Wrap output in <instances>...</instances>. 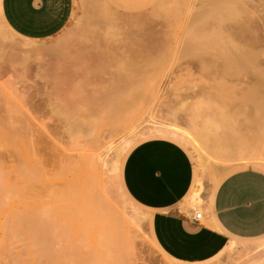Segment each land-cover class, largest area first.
Listing matches in <instances>:
<instances>
[{"label": "rangeland", "instance_id": "374dc122", "mask_svg": "<svg viewBox=\"0 0 264 264\" xmlns=\"http://www.w3.org/2000/svg\"><path fill=\"white\" fill-rule=\"evenodd\" d=\"M217 1L71 0L70 16L62 29L50 37L38 39L21 35L9 27L2 19L0 6V117H3L1 120L11 118L12 120H9L12 122L8 119L5 122L10 123L7 127L12 126L13 123L14 129H17V126L21 127L22 122H30V125L23 124L33 128V133H36L35 138L38 136L43 140L41 143L43 150L40 151L39 156L41 167L34 166L33 168H37L36 171L32 167L23 170L28 171L27 174H29L25 186L29 189L27 198L17 192L21 190L25 192L24 181L17 178L20 174L16 175V171L8 173L9 186L8 184L5 186V180L3 181L0 172V214H5L0 215V221L5 222L6 217H9L7 215L9 205L11 201L16 200L17 206L14 204L12 207L17 208L20 204L21 206L17 208L18 212L26 213L30 222L37 216H41L47 222L46 235H42L40 239L36 238L38 235L34 231L33 227L36 226L32 224L33 222L31 225L24 224V219L23 223L20 221L22 224H19L16 230L12 228L13 230L6 236L8 241L5 239V246L0 251L1 264H70L69 261L74 260L71 252L75 246L80 247L81 249H78L83 254L80 264H97L98 260L102 264H250L255 257L258 259L257 257L263 255L261 253L264 251V238L249 240L232 238L227 246L212 258L193 260L177 257L176 259L162 248L153 233V212L135 203L130 204L124 198L122 188L117 189L116 181H119L118 178L122 176V166L129 150L141 141L159 138L144 137L140 140L136 138L135 142H132L131 135L133 133V135L137 133V136L144 135L148 132L147 129L153 127L152 125L161 126L162 124L164 126L172 124L179 129L186 128L185 131H188L189 127L193 126L190 121H192L194 107L201 109L197 110L200 112L199 126L203 121L211 118L217 119L221 116L225 119L235 118L233 116L240 111L237 113L239 118L235 119L237 121L239 119L242 123L240 126L234 124L237 127L235 130L237 135L242 133L243 136L248 135V139L246 137L241 139L243 136L240 138L245 140L244 144L247 143L244 146L246 149L248 147L246 152L249 154L244 152L243 156H239L241 162L215 159L210 154L205 155L208 156L207 158L204 156L206 160L211 158L208 162L218 169L215 177L207 173L204 175L199 166L196 151L183 146L192 162L194 161L193 165L195 163L197 179H200L202 187L205 186L202 189H204L203 203L206 206V212H209L208 204L212 189L225 173L240 167L264 170V163H262L264 162L262 161L264 160V129L262 127L263 130H260L256 126L244 127V125L247 126L244 114H250L252 111L245 101L257 82H259L257 85L259 93H256L258 96L256 95L254 104H257L260 99L262 102L257 105L264 106V0H219L218 3ZM208 6L210 10H215L217 17L223 16L222 20L225 19L221 34L225 39L230 36L229 45L215 46L212 49L202 45L192 46V28L198 25L200 15L204 9H209ZM253 20L256 22V27L252 30L257 39L254 48L259 52V61L262 64L258 72L262 69V75H259L260 78H255L260 81L255 83V79L253 80L252 86L248 83L249 80H247L248 84L246 83L247 78L244 77L245 81L226 78L222 76V71L224 64L233 57L231 56L233 52L240 47L245 49L247 44H250V38L245 37L244 34L246 35L247 29H251ZM206 27L209 28L208 25ZM219 31L215 25L212 29L206 30V34L212 35L213 32L216 34ZM12 46L15 56H12L9 51ZM227 47L230 48V53ZM42 49L44 55L41 54ZM33 52H36V55ZM216 52H222L221 56L219 53V57L215 55ZM211 54L215 58H211L209 56ZM106 99L107 101L114 99L115 102L112 105V102H107ZM116 99H119L120 103ZM42 100H44L43 103ZM48 102L58 114L52 112L53 107L47 106ZM126 102L136 104L131 109L133 111L123 112L126 115H121L122 120L118 121L113 131L100 129L96 122V113L121 109ZM34 104H38V108L42 109L38 111ZM241 109H244L243 112ZM234 110L236 111L233 112ZM135 115L138 116L135 117ZM253 116L259 117L257 114ZM13 120L20 124L15 125ZM161 122L164 123L161 124ZM3 125H5L4 121ZM3 125L2 128L5 130ZM190 130L189 133L192 131ZM98 136L100 138H97V142L101 143L98 154L101 155L102 160L98 163V171L101 176L99 179L97 177L98 180L92 181L87 173L88 165L85 160L88 161L91 144ZM41 139L39 142H42ZM124 142L126 143L123 149L127 143L131 145L126 152H123L124 159L120 160L121 151H124L121 145ZM109 143H113L110 148L107 147ZM52 147L58 149L55 150L57 155L60 154V158L57 159L53 152L54 159L57 161L49 155L53 151L50 149ZM117 150L121 155L120 158L116 155ZM47 157L53 160L49 158V162ZM117 160L121 161L120 168L117 167L119 175L115 171ZM259 161L261 163H257ZM20 162V160L7 162L6 165L14 166ZM2 172L5 173L4 170ZM101 179L104 180L105 188L103 189L111 203L103 194ZM9 195L11 196L8 197ZM102 198L108 203H105ZM65 199H69L70 203ZM122 199H125L126 204ZM21 202H27V208ZM67 203L73 207L74 218L70 216L72 210H66V206L69 207ZM5 204H7L6 207ZM187 204L191 207L188 202ZM178 206L179 203L166 209L167 215L180 217L177 213ZM12 207L9 210H12L11 214L15 210ZM107 209L112 212L109 213ZM179 212L183 213L181 210ZM97 214L100 217H97ZM4 216H6L5 219H3ZM20 216L23 217L25 214ZM184 219L188 220L189 217ZM116 220L125 221L128 227L122 231L120 224L119 226L115 224ZM10 222L7 220V225L10 226ZM189 226H192L190 229H194L193 225L189 224ZM74 229L77 230V235ZM2 234L0 233L1 236ZM123 235L126 236L123 237ZM81 240H83L82 243Z\"/></svg>", "mask_w": 264, "mask_h": 264}, {"label": "crops", "instance_id": "0c3cea01", "mask_svg": "<svg viewBox=\"0 0 264 264\" xmlns=\"http://www.w3.org/2000/svg\"><path fill=\"white\" fill-rule=\"evenodd\" d=\"M0 6L9 27L38 39L62 29L71 0H0ZM147 137L159 138L146 139L129 150L119 184L131 203L153 212V233L170 256L212 258L232 238H264V170L240 167L225 173L212 189L208 222L196 221L187 206L199 183L195 163L183 146L190 147L163 134ZM177 203L180 217H170L166 209Z\"/></svg>", "mask_w": 264, "mask_h": 264}, {"label": "bare ground", "instance_id": "6f19581e", "mask_svg": "<svg viewBox=\"0 0 264 264\" xmlns=\"http://www.w3.org/2000/svg\"><path fill=\"white\" fill-rule=\"evenodd\" d=\"M88 1V0H87ZM215 1V0H214ZM217 1V0H216ZM221 1V0H220ZM237 1V0H236ZM252 1V0H251ZM90 2V1H89ZM212 2V1H211ZM219 2V0L217 1V3ZM232 2V1H231ZM220 4V3H219ZM176 5V4H175ZM226 5V4H225ZM251 5V4H250ZM178 6V5H177ZM220 6H222V5H220ZM209 7V9H204V11H203V13L200 15V18L198 19V25H195L193 28H192V36H193V42H192V46H200V45H202V46H205V47H208V48H210V49H212L213 47H215V46H217V47H223L224 45L226 46V44H228L229 45V42H230V36H228L229 38H223L222 36V34H221V32H222V27H224V26H222L224 23H225V19L224 20H222L223 19V16L221 17H217L218 15H216L217 13H215V10H210V6H208ZM233 8V7H232ZM221 9V8H220ZM224 8H222V10H223ZM231 9V8H230ZM224 11V10H223ZM175 12V11H174ZM219 15H220V13H219ZM222 15V14H221ZM228 15H226V17H227ZM229 18V17H228ZM214 19H218L217 21L216 20H214ZM213 21H214V24H213ZM255 20H253L252 21V26H251V29L249 30V29H247V31H246V35L244 34V36L245 37H249L250 39V44H247V43H245V44H247V47H245V49L244 48H242V47H240V49H238V50H236L235 52H233V54H231V56H233L232 58H230L225 64H224V67H223V71H222V76H224V77H226V78H233V79H235V80H238V81H245L246 80V83L248 82L247 80H249V82L248 83H250V85H252V82H253V80L257 77H259V75L261 76L262 75V69H260L259 71L260 72H258V69L260 68V64H262V63H260V61H259V52L258 51H256V49L254 48V47H256L255 46V43H256V40L257 39H255V32L252 30L253 28H255L256 27V22H254ZM129 22V21H128ZM221 22V23H220ZM131 23V22H130ZM223 23V24H222ZM124 24V23H123ZM138 25V24H137ZM208 25V27L209 28H207L206 26ZM215 25H216V27L220 30L219 32H216V34H215V32H213L212 33V35H207L206 34V30H210V29H212V27H215ZM218 31V30H217ZM261 33V32H260ZM247 34H248V36H247ZM264 35V34H263ZM1 39V38H0ZM3 39V38H2ZM225 41H224V40ZM259 40V39H258ZM225 42H227V43H225ZM260 42V41H259ZM259 42H258V44H259ZM25 45V44H24ZM59 45V44H58ZM251 45V47H249ZM254 45V46H253ZM38 47V46H37ZM43 47V46H42ZM45 48H47V47H45ZM57 47H55V49H56ZM228 49V52L230 53V48L229 47H227ZM252 48H254V49H252ZM41 49V48H40ZM39 49V50H40ZM60 49V48H59ZM14 48H13V46L10 48V54H12V56L14 55ZM35 50V49H34ZM38 50V49H37ZM47 51H48V49H46ZM28 51H30V50H28ZM43 49H42V52L41 51H39V52H41V54L43 53ZM23 52H24V50H23ZM34 53V52H33ZM33 53H31L30 55H31V57H33L34 55H36L35 53H34V55L32 56V54ZM219 53V55L221 56V54H222V52L220 53V52H218ZM218 53L216 52L215 53V55H217L218 57H219V55H218ZM232 53V52H231ZM17 54V53H16ZM19 54V53H18ZM21 54H23V53H21ZM37 54H38V52H37ZM208 54V53H207ZM228 54V53H227ZM20 55V54H19ZM38 55H40V54H38ZM37 55V56H38ZM43 55H44V53H43ZM42 55V56H43ZM261 55V54H260ZM11 56V55H10ZM15 56V55H14ZM26 56V55H25ZM41 56V55H40ZM40 56H38V57H40ZM208 56V55H207ZM209 56H211V58H215L214 57V55H209ZM37 57V58H38ZM27 58V57H26ZM28 59V58H27ZM30 59H34V58H30ZM25 61V60H24ZM41 63H42V61H40ZM262 62V61H261ZM39 65V64H38ZM254 70H256V71H254ZM254 72V73H253ZM255 72L258 74H255ZM263 73H264V70H263ZM247 74H249V76H246ZM264 75V74H263ZM244 77L245 78H247V79H245L244 80ZM256 78V79H257ZM260 78V77H259ZM255 79V83L259 80H256ZM260 81V80H259ZM261 82H263V81H261ZM247 83V84H248ZM258 83V84H257ZM256 83V85H252L254 88H252V90L250 91V93H249V98L245 101V104L247 105V107L249 106V107H251L252 109V111L251 112H253L254 111V113H252L251 114V112H250V114H244L245 115V120H246V123H247V126H245L244 125V127L245 128H247L248 126L249 127H252V126H256V127H258V128H260V130H263L264 129V106H262V104L261 105H257L259 102H260V99H259V102L256 104H254V101H256V93H259V86H257V85H259V82H257ZM221 84V83H220ZM225 84V83H224ZM223 85V84H222ZM224 86V85H223ZM222 87V86H221ZM221 87H219L220 89H221ZM225 88H226V86H224ZM261 88H262V85L260 86ZM223 88V87H222ZM227 88H228V86H227ZM75 90V89H74ZM218 90V89H217ZM226 90H228V89H226ZM144 92V91H143ZM262 92V91H261ZM116 94V93H115ZM142 94H144V93H142ZM139 95V94H138ZM260 95V94H259ZM258 96V95H257ZM116 98L118 97V96H115ZM115 97H114V99H115ZM141 97H142V95H141ZM140 97V98H141ZM148 97V96H147ZM94 98V97H93ZM110 98H112V96L110 97ZM124 98V97H123ZM143 98H144V96H143ZM259 98V97H258ZM95 99V98H94ZM113 99V100H114ZM146 99V98H145ZM41 100V99H40ZM92 100V99H91ZM100 100V99H99ZM98 100V101H99ZM111 101V99L109 100V101H107V99H106V101L107 102H112V105H113V102H115V100L114 101ZM117 101L119 100V99H116ZM122 100V99H121ZM132 100H133V98H132ZM43 101L44 100H42V103H43ZM117 101H116V103H117ZM120 101V100H119ZM118 101V102H119ZM128 101V100H127ZM257 101H258V99H257ZM38 102V101H37ZM41 102V101H40ZM91 102H93V101H91ZM95 102V101H94ZM105 102V101H104ZM262 102V101H261ZM260 102V103H261ZM39 103V102H38ZM97 103V102H96ZM99 103V102H98ZM115 103V104H116ZM120 103V102H119ZM122 103V102H121ZM48 104H49V102H48ZM47 104V106H52L51 104H49L48 105ZM93 104H95V103H93ZM103 104V103H102ZM200 104V103H199ZM204 104H206V103H204ZM243 104H244V102H243ZM36 107H37V110L39 109L38 108V104L36 105V104H34ZM104 105V104H103ZM135 105L136 104H134V105H132V104H130L129 102L127 103H125V104H123L120 108L121 109H116V110H110V111H101V112H99V113H96L97 114V118H96V122H97V124H98V126L100 127V129L102 128V130L103 131H113L114 129H115V126L117 125V123H118V121H120V119L122 118V116H124V115H126L125 113H123V112H131V111H133V110H131L133 107H135ZM95 106H96V104H95ZM199 106H201V105H199ZM40 107V106H39ZM53 107V106H52ZM97 108H98V106H96ZM110 107V106H109ZM118 108H119V106H117ZM198 107V106H197ZM202 107V106H201ZM206 107V106H205ZM212 107V106H211ZM242 107V106H241ZM243 107H244V105H243ZM96 108V109H97ZM103 108V107H102ZM107 108V107H106ZM199 108V107H198ZM198 108H196V107H194V109H193V113H192V121H190V123L193 125V126H191V127H189V130L191 131L190 133L188 132V131H185L186 130V128H185V130H183V129H179L178 128V126L176 127V126H172V124H170V125H166L165 124V126H164V124H162V123H164V122H161V126L160 125H158V126H155V125H152V124H149L150 126L152 125L153 127H150L149 129H147V133L146 134H144V132L142 133V134H144V135H140L139 134V136H137L138 134L137 133H135V135H131V136H135V138H131V139H133L132 140V142H135L134 141V139H136V138H138L139 140H140V138H144V137H147V136H150V135H156V134H163V135H167V136H171V137H173V138H176V139H178V140H180V141H182L183 143H185L187 146H189L191 149H194L195 151H196V153L198 154V160H199V166H201V169L203 170V172H204V175L207 173V174H209V175H212L213 177H215L214 175H216V172H217V168H215V167H213V165H211L209 162H208V160L209 159H211V158H209L208 160H206V158L208 157H206L205 155H207V154H210V156L211 157H214L215 159H219V160H228L227 162H231L230 161V159L232 160V162H234V160L236 161V162H238V161H240L241 162V160H239V158H241V157H239V156H243L244 155V152H245V154H248V152H246V150L248 149V147H247V149H246V147L244 146V145H247V143L246 144H244L245 143V140H240V138L243 136V133L242 134H239V135H237V130H235L237 127L234 125V124H238V126H240V124L242 123L239 119H238V121H240V122H238L237 121V119H235V118H237L238 117V115H237V113H239V112H236V115L235 116H233V117H235V118H232V117H230V118H226L225 119V117L224 116H221V117H219V118H211L210 120L208 119L207 121H203V123H202V125L201 126H199V124H198V115H199V113L200 112H197V110H198ZM203 108V107H202ZM245 108H246V106H245ZM36 109V108H35ZM40 109H42V108H40ZM40 109L38 110V111H40ZM99 109V108H98ZM104 109V108H103ZM109 109V108H108ZM102 110V109H101ZM134 110H135V108H134ZM201 109H199L198 111H200ZM203 110V109H202ZM243 110L244 109H241V111L243 112ZM246 110H248V108H246ZM250 110V109H249ZM36 111V110H35ZM139 111H140V108H139ZM236 110H234L233 112H235ZM52 112L53 113H55L56 111H55V108L53 107V110H52ZM96 112V111H95ZM241 112V113H242ZM247 112V111H246ZM57 113V112H56ZM128 113V114H129ZM134 112H132V114H133ZM136 113H137V111H136ZM136 113H134V114H136ZM140 113V112H139ZM139 113H138V115H139ZM208 113V112H207ZM211 113V112H210ZM218 113V112H217ZM230 113V112H229ZM249 113V112H248ZM58 114V113H57ZM123 114V115H122ZM194 114V115H193ZM255 114H257L259 117L257 118V117H255V116H253V115H255ZM53 115V114H52ZM122 115V116H121ZM137 115V116H138ZM223 115V114H222ZM246 115H248L247 116V118H246ZM76 116V115H75ZM136 115H135V117H137ZM200 116H201V114H200ZM212 116V115H211ZM211 116H209V117H211ZM214 116H216V114L214 115ZM228 117H229V115H227ZM2 117V116H1ZM1 117H0V122H2V123H0V124H2L3 125V121H4V123H5V125H3V127H5V130L7 131H5V130H3V128H2V125H0V136L1 135H3L2 137H0V172L2 173V178H3V181L5 182V186H7V184L9 183L7 180H8V173L10 174V173H12V172H15L16 171V175H19V176H17V178H19V180L21 179V181L25 184L24 185V188H25V186H26V181H27V179L26 178H28V175L29 174H27V172H25V171H23V170H28V168L27 167H37V168H40L41 167V160L39 159V156H40V151H42L43 149V147H42V145H41V143H43V140L41 139V137L39 138L38 136H36V138H39V139H41V141L42 142H39L40 140L38 139H36L35 138V135H36V133L34 134L33 133V131H32V129L33 128H29L30 126V122L29 123H27V121L26 122H22V124H21V127H16L15 125L17 124V125H19L18 124V122H15L14 120H13V122H15V127L17 128V129H14L13 128V123H12V126H8L7 127V125L8 124H10V123H6L5 122V120L6 119H8V117L7 118H4V119H2L1 120ZM134 117V116H133ZM3 118V117H2ZM132 118V117H131ZM200 118V117H199ZM239 118V117H238ZM10 120H12L11 118H9ZM8 119V120H9ZM80 119V118H79ZM7 120V121H8ZM9 120V122H12V121H10ZM85 120V119H84ZM94 120H93V122H94ZM122 120V119H121ZM125 120V119H124ZM123 120V121H124ZM17 121V120H16ZM21 121H24V120H21ZM21 121H19V122H21ZM129 121V120H128ZM244 121V120H243ZM154 122V121H153ZM156 122V121H155ZM158 122V121H157ZM160 122V121H159ZM158 122V123H159ZM175 122V121H174ZM234 122V123H233ZM23 123H26V124H29V125H26V124H23ZM86 123V122H85ZM152 123V122H151ZM166 123V122H165ZM168 123V122H167ZM189 123V124H190ZM124 124H125V122H124ZM155 124V123H154ZM244 124H245V121H244ZM73 126V125H72ZM71 126V127H72ZM76 126V125H75ZM74 126V127H75ZM241 126H243V124L241 125ZM70 127V128H71ZM262 127H263V129H262ZM2 128V129H1ZM9 128V129H8ZM77 128V127H76ZM73 129V128H72ZM92 129V128H91ZM83 130V129H82ZM93 130V129H92ZM95 130V129H94ZM101 130V132L103 133V131ZM134 130V129H133ZM143 130V129H142ZM258 130V129H257ZM70 131H72V130H70ZM239 131V130H238ZM245 131V130H244ZM2 132V133H1ZM76 132H77V130H76ZM80 132V131H79ZM85 132V131H84ZM137 132V131H136ZM142 132V131H141ZM146 132V131H145ZM240 132V131H239ZM78 133V132H77ZM76 133V134H77ZM140 133V132H139ZM73 134V133H72ZM81 135V134H80ZM87 135H89V133L87 134ZM247 135V134H246ZM92 136V135H91ZM101 136V135H100ZM140 136H142V137H140ZM245 137H246V139H248L247 137H248V135L247 136H245V134H244V136L241 138V139H245ZM97 138H100L99 136L98 137H96V140H94L95 142L94 143H92L91 145H92V147H90V148H92V149H90L91 150V152H89V156H88V161L87 160H85L87 163V165H88V172L87 173H89V178L90 179H92V181H93V179H96V180H98L99 179V176H101L99 173H100V171H98L99 169V166H98V163H99V161L101 160V155L100 154H98V152L100 151V146H101V143L100 142H97ZM128 138H130V136L128 137ZM87 139V138H86ZM92 139V138H91ZM39 143H38V142ZM93 141V140H92ZM128 142H131V140L129 141V140H127ZM90 142V141H89ZM137 142V141H136ZM125 143L126 142H124V144L123 145H121L120 147H121V149H123V146H125ZM89 144V143H88ZM103 144H105V143H103ZM131 144H129V143H127L126 144V147H124V151H121L122 153H121V155L122 154H124L123 152H126V149H128V147L130 146ZM113 146V143L112 144H110L109 143V146H107L108 148H110V147H112ZM56 147V146H55ZM108 148H107V150H108ZM51 150H53L52 151V153L53 152H55V154H56V151L58 150L57 148L56 149H54V147H52V148H50ZM103 149V148H102ZM101 149V150H102ZM118 149L120 150V148L118 147ZM50 150V151H51ZM56 150V151H55ZM117 153H116V155H118L119 156V158L121 157V155H119L120 153L118 152V150L116 151ZM205 152H206V154H205ZM250 152V151H249ZM49 154L50 156L52 155V158L54 159V156L57 158V159H59L60 158V154H56V155H54V153L53 154ZM58 153V152H57ZM251 153V152H250ZM54 155V156H53ZM249 155V154H248ZM248 155H246V156H248ZM250 155H252V154H250ZM123 156L124 155H122V157L121 158H123ZM206 158H205V157ZM59 157V158H58ZM249 157V156H248ZM48 158V160L47 161H49V158H50V160H53L51 157H47ZM118 158V159H119ZM120 158V160H122ZM236 158H237V160H236ZM247 158V157H246ZM261 158V157H260ZM116 159V158H115ZM251 159V158H250ZM17 160H20L21 162L20 163H18L17 165H14V166H7L6 165V163L7 162H16ZM55 161H57L56 159H54ZM244 159L242 158V161H243ZM246 160V159H245ZM252 160V159H251ZM256 160V159H255ZM258 160V159H257ZM46 161V162H47ZM66 161V160H65ZM102 161V160H101ZM118 162H117V165H116V167H115V169L117 168V167H119V165H120V162L121 161H119V160H117ZM247 161V160H246ZM262 161H264V160H262ZM50 162V161H49ZM53 163H57V162H54V161H52ZM244 162V161H243ZM250 162V161H249ZM257 163H261L260 161L259 162H257ZM262 163H264V162H262ZM101 164V163H100ZM57 165V164H56ZM66 165V164H65ZM2 167V168H1ZM22 168H25V169H22ZM37 168L35 169V168H33V169H35L34 171H36L37 170ZM120 168V167H119ZM5 169H10V170H5ZM22 169V170H21ZM61 169V168H60ZM65 169V168H64ZM87 169V168H86ZM4 170L5 171V173H3L2 171ZM18 170H19V172H18ZM116 172L118 171L119 172V169L117 168V170H115ZM22 172H25V173H23V174H21ZM102 172V171H101ZM117 172V173H118ZM0 173V174H1ZM7 173V174H6ZM4 174H5V176H4ZM26 174V175H25ZM56 174V173H55ZM102 174V173H101ZM203 174V173H202ZM68 175V174H67ZM118 175H119V173H118ZM1 176V175H0ZM24 176V177H23ZM58 176V175H57ZM208 176V175H207ZM5 177H7L6 179H5ZM22 177H23V179H22ZM97 177H98V179H97ZM118 178V177H117ZM216 179V178H215ZM118 180H119V178H118ZM203 180V179H202ZM89 181V180H88ZM100 181V180H99ZM103 179H101V181H100V183H101V187H102V191H103V194H104V196H106V200L108 201V202H110V199L108 198V195L105 193L106 191H105V189H103V188H105V186H104V183H103ZM118 182V188L117 189H119L120 188V184H119V181H116V183ZM115 183V184H116ZM202 183H201V181H200V179H199V183H198V185H197V187H196V190H195V192H194V194H193V196H192V198H190V200H189V204H190V206H191V210H189V213H190V211L192 212V215L194 214V213H196V212H202V214H203V216H202V218H201V221H203V222H208V219H207V212H206V206L204 205V203H203V193H204V189H202V188H204V187H202L203 186V184L201 185ZM8 186H9V184H8ZM98 186V185H97ZM100 186V185H99ZM88 187H90V186H88ZM115 187H117L116 185H115ZM28 188V186L25 188V195H24V193H23V191L21 190V191H17V192H19V194H21L22 196H24V197H26L27 198V196H28V193L27 192H29V189H27ZM98 189H99V187H98ZM121 189V188H120ZM24 190V189H23ZM27 190V191H26ZM95 190V189H94ZM114 190H116L115 188H114ZM6 191V190H5ZM101 191V190H100ZM105 191V192H104ZM117 191V190H116ZM21 192V193H20ZM4 193V192H3ZM7 193V192H6ZM121 193V192H120ZM102 194V193H101ZM102 194V195H103ZM118 194H119V192H118ZM122 194L124 195V193L122 192ZM8 195V194H7ZM92 195H94V193L92 194ZM102 195H101V197H102ZM11 195H9L8 197H10ZM100 196V195H99ZM119 196V195H118ZM122 196V195H121ZM120 196V197H121ZM6 197V196H5ZM8 197H6V198H8ZM1 198H2V196H1ZM16 198V197H15ZM105 198V197H104ZM124 198H126V196L124 195ZM4 199V198H3ZM11 199V198H10ZM101 199V198H100ZM127 199V198H126ZM13 200V199H12ZM27 200V199H26ZM66 200V199H65ZM93 200V199H92ZM102 200H104V202H105V199H103L102 198ZM123 200V199H122ZM128 200V199H127ZM16 200H14V201H11V204L9 205V207L10 208H8L9 210L11 209V207H12V205H16L17 204V201H16V203H13L12 204V202H15ZM67 202L69 201V199L68 200H66ZM106 201V202H107ZM123 201H125V199L123 200ZM2 202V201H1ZM4 203H5V201H3ZM105 202V203H106ZM107 202V203H108ZM127 202H130L129 200L127 201ZM22 203H24L23 205H25L26 206V208H27V202H21V204ZM69 203H70V201H69ZM69 203H67V205L69 204ZM111 203V202H110ZM125 204H126V201H125ZM130 204H132L131 202H130ZM6 205L7 204H5V207H6ZM106 205H108L109 206V204H105V206ZM17 206V205H16ZM19 206H21L20 204L18 205V207L17 208H19ZM99 206V205H98ZM102 206V205H101ZM103 206H104V204H103ZM102 206V207H103ZM111 207H112V205H110ZM127 206V205H126ZM8 207V206H7ZM111 207H109V209L111 208ZM17 208L15 207V208H13L12 207V209L14 210L13 211V214L15 215H13V214H11L12 213V210L11 211H7V212H9L8 214H7V212H6V214L10 217L11 215L13 216H11L10 218L9 217H6V216H4V218L3 219H5V217H6V219H5V222H3V221H0V222H2V224H0L1 226H0V233H3L2 234V236L0 235V251H2V248L5 246V241L7 240L8 241V239H6V236L10 233V231L11 230H13L12 228H14L15 230L20 226L19 224H22L23 222H24V224L25 223H28L29 225H31V222H33L32 224H34V226H36V227H33L35 230V233L38 235V236H36V238L38 239H40V237L43 235H46V225H47V222L41 217V216H37L36 218H35V220L33 219L31 222L29 221V219H28V217H27V214L26 213H20V212H18V210H17ZM25 208V209H26ZM66 210L67 211H71V213L73 212V207L69 204V207L68 206H66ZM27 210V209H26ZM101 210H103L102 208H101ZM108 210V209H107ZM193 210V211H192ZM98 211H100V210H98ZM109 211V210H108ZM103 212V211H102ZM107 211H105V213H106ZM112 211L110 210L109 211V213H111ZM18 213V214H17ZM65 213V212H64ZM63 213V214H64ZM71 213H70V216L72 217V218H74V212L72 213V215H71ZM18 216H17V215ZM24 215L25 214V216H20L19 217V215ZM99 214V213H98ZM97 214V217H100L99 215ZM1 215V214H0ZM3 215H5L4 213L1 215V216H3ZM43 215V214H42ZM106 215V214H105ZM109 215V214H108ZM66 216H68V215H66ZM137 217L139 218L140 216L138 215V213H137ZM8 218V219H7ZM18 218H20V219H18ZM102 218V217H101ZM22 219V220H21ZM27 220V221H25V220ZM100 219V218H99ZM103 219V218H102ZM101 219V220H102ZM7 220H8V222L9 221H11L9 224H10V226L9 225H7ZM13 220V221H12ZM24 220V221H23ZM100 220V221H101ZM118 220V219H117ZM116 220V221H117ZM19 221V222H18ZM20 221L22 222V223H20ZM30 223H29V222ZM13 222V223H12ZM115 222V221H114ZM12 224H13V226H12ZM74 224V223H73ZM75 224H76V222H75ZM115 224H118V226H119V224H120V228L122 229V231H124V229L125 228H127L128 227V225H127V223L125 222V221H123V220H121L120 222L119 221H117V223H115ZM25 226V225H24ZM48 226H49V224H48ZM118 226H116V227H118ZM32 228V229H33ZM119 229V228H118ZM117 229V230H118ZM129 229V228H128ZM2 230V231H1ZM110 230V229H109ZM74 231H75V233H76V229H74ZM49 232V231H48ZM117 232V231H116ZM126 232V231H125ZM125 232H123V233H125ZM129 232V231H128ZM122 233V232H121ZM120 233V234H121ZM5 234V235H4ZM35 234V235H36ZM126 234V233H125ZM76 235H77V233H76ZM119 235V234H118ZM128 235V234H127ZM126 236V235H125ZM124 235H123V237H125ZM35 237V236H34ZM120 237V236H119ZM6 239V240H5ZM35 239V238H34ZM128 239H130L129 237H128ZM42 240V239H41ZM125 240V239H124ZM75 241V240H74ZM120 241V240H119ZM128 241V240H127ZM76 242V241H75ZM78 242V241H77ZM83 242V240H81V243ZM129 242V241H128ZM7 243V242H6ZM73 243V242H72ZM84 244V243H83ZM129 244V243H128ZM75 245H77V244H75ZM79 246H80V243L78 244ZM73 246V245H72ZM82 246V245H81ZM96 246V245H95ZM130 246V245H129ZM77 246H75L74 248V250L71 252L72 254L71 255H73V258H74V260L73 261H69L70 262V264H80V260H82V258L81 257H83V254H81L80 253V247H77ZM78 248H80V249H78ZM96 248V247H95ZM95 248H93V249H95ZM71 249H73V248H71ZM129 249V248H128ZM234 250V249H233ZM4 251V250H3ZM235 251V250H234ZM232 253V252H231ZM261 254H263V255H261V257H257L258 259H253L252 260V262L250 263V264H264V251L261 253ZM90 256V255H89ZM263 256V257H262ZM72 257V256H71ZM70 259V258H69ZM76 259V260H75ZM0 260H1V258H0ZM98 262V263H97ZM96 263L97 264H102L99 260L98 261H96ZM0 264H1V262H0Z\"/></svg>", "mask_w": 264, "mask_h": 264}, {"label": "built area", "instance_id": "2783aa9c", "mask_svg": "<svg viewBox=\"0 0 264 264\" xmlns=\"http://www.w3.org/2000/svg\"><path fill=\"white\" fill-rule=\"evenodd\" d=\"M202 216H203L202 212L198 211L193 214V220H196V221L201 220Z\"/></svg>", "mask_w": 264, "mask_h": 264}]
</instances>
